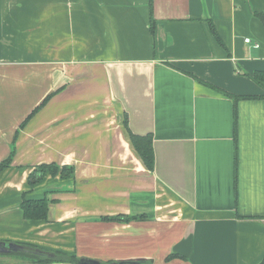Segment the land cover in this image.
<instances>
[{
  "label": "crops",
  "instance_id": "1",
  "mask_svg": "<svg viewBox=\"0 0 264 264\" xmlns=\"http://www.w3.org/2000/svg\"><path fill=\"white\" fill-rule=\"evenodd\" d=\"M256 12L264 0H0V163L16 147L0 172V241L103 263H260ZM130 132L153 138V170ZM24 197H47L48 219L26 218ZM121 214L142 217L106 219Z\"/></svg>",
  "mask_w": 264,
  "mask_h": 264
},
{
  "label": "trees",
  "instance_id": "2",
  "mask_svg": "<svg viewBox=\"0 0 264 264\" xmlns=\"http://www.w3.org/2000/svg\"><path fill=\"white\" fill-rule=\"evenodd\" d=\"M256 16L261 20L264 24V12H256ZM153 23V21H152ZM154 24V23H153ZM256 81L264 87V72H256L254 75ZM130 137L132 139L133 145L138 151L139 155L143 158L145 164L147 165L149 170H153L155 163V155L153 150V138L150 135L140 136L137 134H133L130 132ZM15 141V140H14ZM16 152L15 142L13 144L10 155L5 158L0 163V172L4 170V168L11 165L13 161V156ZM60 166L56 163L53 164H40L37 166V169L34 170L29 175V183L30 185L36 184L38 181L44 178L46 172H49L52 175H56L59 171ZM73 173V166H62L61 174L64 178H69ZM49 199L47 197L39 198L38 200H32L27 197H24L21 208L24 209L25 217L33 220H47L49 214ZM142 216H129V215H118L112 217H106V219L117 221V222H126L131 220H136ZM26 248V252L22 254H13L17 257L21 258L26 262L31 263H56V262H66V263H75L79 260L76 254L66 253L59 250H48L41 246H36L30 243H22ZM174 257H183L180 254L172 253L167 257V259H171ZM258 264H264L263 260Z\"/></svg>",
  "mask_w": 264,
  "mask_h": 264
},
{
  "label": "water",
  "instance_id": "3",
  "mask_svg": "<svg viewBox=\"0 0 264 264\" xmlns=\"http://www.w3.org/2000/svg\"><path fill=\"white\" fill-rule=\"evenodd\" d=\"M26 248L17 243L12 241H0V255H12V254H22ZM141 260H122L121 262L113 261V262H105L92 258V257H80L76 264H140Z\"/></svg>",
  "mask_w": 264,
  "mask_h": 264
},
{
  "label": "built area",
  "instance_id": "4",
  "mask_svg": "<svg viewBox=\"0 0 264 264\" xmlns=\"http://www.w3.org/2000/svg\"><path fill=\"white\" fill-rule=\"evenodd\" d=\"M245 41L248 43V42H252V38L251 37H248L245 39ZM254 46L257 47V48H260L261 47V43L259 42H254Z\"/></svg>",
  "mask_w": 264,
  "mask_h": 264
}]
</instances>
